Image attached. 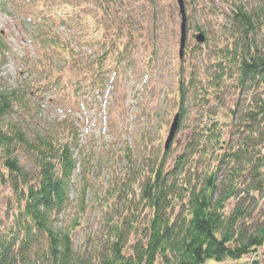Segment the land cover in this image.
<instances>
[{
  "label": "rangeland",
  "instance_id": "rangeland-1",
  "mask_svg": "<svg viewBox=\"0 0 264 264\" xmlns=\"http://www.w3.org/2000/svg\"><path fill=\"white\" fill-rule=\"evenodd\" d=\"M258 1L185 0L188 34L184 56L179 58L176 0H0V86L26 90L32 104L27 111L16 107L20 114L14 113L11 119H22L27 130L35 133L74 138L70 147L75 166L67 201L51 217L56 229L73 228L74 256L87 258L104 251L106 220L115 208L116 215H121L131 204L125 197L119 200L116 190L127 186L126 199H138L151 164L162 160L164 168L171 167L184 147L191 146L190 139L205 131L214 112L224 138L233 143L241 138L238 120L246 92L237 88L236 75L227 70L222 78L214 77L219 74L216 63L222 59L219 49L224 52L230 38L229 7L242 3L249 8ZM47 27L64 36L79 63L69 59L61 66V56L39 36ZM200 32L205 40L197 43L194 36ZM122 33L127 35L123 41L129 53L116 65V52L103 54L113 36ZM46 66L52 69L44 78ZM56 74L57 85L44 88L43 82L55 81ZM177 113L178 128L165 150ZM19 158L26 169L33 168L32 158L24 154ZM214 162L211 156H198L187 169L202 177ZM6 173L0 161L2 225L10 223L16 212L10 182L2 179ZM263 195H257L250 221L263 218ZM233 203L229 201L230 206ZM47 248L43 237L35 255ZM263 257L260 248L245 259Z\"/></svg>",
  "mask_w": 264,
  "mask_h": 264
},
{
  "label": "trees",
  "instance_id": "trees-1",
  "mask_svg": "<svg viewBox=\"0 0 264 264\" xmlns=\"http://www.w3.org/2000/svg\"><path fill=\"white\" fill-rule=\"evenodd\" d=\"M259 1L249 8L242 3L229 7L230 38L224 52L219 49L222 59L216 63L219 74L214 77L222 78L227 70L236 75L237 88L246 92L238 120L241 138L236 143L224 138L214 112L204 134L190 139L191 146L184 147L171 167L164 168L162 160L151 164L138 199H126L127 186L117 189L114 195L131 204L121 215H116L115 208L106 220L107 245L100 255L74 256L73 228L56 229L51 220L67 201L75 166L70 147L74 138L35 133L27 130L22 119L12 120L14 113L20 114L16 107L27 111L32 104L26 90L0 86V161L7 172L2 179L10 182L16 206L11 222L0 224V264H264V257L245 259L264 249V216L249 220L257 195L264 193V4ZM50 30H40L39 36L61 56V66L69 59L79 63L64 36ZM126 36H113L103 54L116 52V65L129 53L123 41ZM51 69H46L44 78ZM56 77V82L51 78L43 82L44 88L57 85L60 78ZM179 89L183 100L182 84ZM23 154L32 158L31 170L20 162ZM204 155L215 164L198 177L187 166ZM43 237L48 248L35 255Z\"/></svg>",
  "mask_w": 264,
  "mask_h": 264
},
{
  "label": "water",
  "instance_id": "water-1",
  "mask_svg": "<svg viewBox=\"0 0 264 264\" xmlns=\"http://www.w3.org/2000/svg\"><path fill=\"white\" fill-rule=\"evenodd\" d=\"M177 6H178V12L180 15V24H179V48H178V54L179 58H182L184 56L185 52V46L187 42V13L185 9V3L184 0H176ZM195 40L197 43H202L205 40V36L203 33H197L195 34ZM179 123V113L175 114L172 124L170 126L168 136L166 138L164 149H168L170 146L172 139L176 133V130L178 128Z\"/></svg>",
  "mask_w": 264,
  "mask_h": 264
}]
</instances>
